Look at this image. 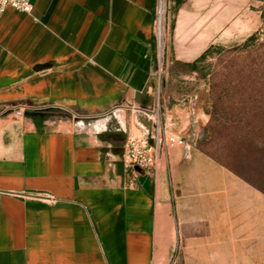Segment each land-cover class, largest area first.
<instances>
[{
	"label": "crops",
	"instance_id": "crops-1",
	"mask_svg": "<svg viewBox=\"0 0 264 264\" xmlns=\"http://www.w3.org/2000/svg\"><path fill=\"white\" fill-rule=\"evenodd\" d=\"M212 1H182L170 58L223 39ZM33 2L0 17V264H173L180 243L187 264H264V193L196 147L201 103L159 100L157 0ZM157 110L185 146L131 168Z\"/></svg>",
	"mask_w": 264,
	"mask_h": 264
},
{
	"label": "rangeland",
	"instance_id": "rangeland-1",
	"mask_svg": "<svg viewBox=\"0 0 264 264\" xmlns=\"http://www.w3.org/2000/svg\"><path fill=\"white\" fill-rule=\"evenodd\" d=\"M171 2L172 0L164 2V48L161 55L158 50L156 51L153 67L154 76L158 81L157 95L161 102L165 98L169 105L187 104L194 108L201 103L200 106L208 116L205 128L210 126V131L205 135L203 133L198 138V142H201L202 148L221 157L222 145L227 137H234L236 130L241 127H264V122L260 119H250L243 115V107L252 96L257 104L264 101V85L260 79H257V84L254 85L255 93L229 92V82L234 78V75L229 73L230 69L235 70L248 62H258L264 59V0H213L211 2L210 9L215 5L223 8L225 26L218 29L217 37L225 35L223 39L212 43L222 45L223 48L216 47L207 61L200 64L204 69L198 71L193 69L192 62L187 63L169 57L168 40L173 11L171 9L169 15L167 9ZM253 34H256V39L247 49L258 48V52L248 54L245 50L239 55L238 50L233 46L244 44L246 39ZM205 73H209L206 78L203 77ZM261 75L264 77V71ZM210 83L217 86L216 93L211 89ZM53 111L57 112L58 109H53ZM185 250V244L180 243L173 264H187L189 256H185ZM191 257L190 264H201V256H194L197 259L193 261Z\"/></svg>",
	"mask_w": 264,
	"mask_h": 264
},
{
	"label": "trees",
	"instance_id": "trees-1",
	"mask_svg": "<svg viewBox=\"0 0 264 264\" xmlns=\"http://www.w3.org/2000/svg\"><path fill=\"white\" fill-rule=\"evenodd\" d=\"M182 1L183 0H172L167 9L169 15L171 9L173 11V17L170 24L171 29L174 27L175 16L181 8ZM254 39H256V34H253L246 39L244 44L235 45L233 48L238 50L237 53L239 55L244 53L245 50L248 54L258 52V48L255 50L247 49ZM216 47L219 49L223 48L222 45H210L198 59L192 62L193 69L196 71L204 69L200 64L207 61L208 57L213 54V50ZM263 71L264 59L258 62H248L241 67H237L235 70L230 69L229 73L234 75V78L229 82V92L232 91V93L237 94L255 93L254 85L257 84V79H260L262 85H264V77L261 75ZM207 75H209V73L203 74V77L206 78ZM210 86L216 93L217 86L213 83H210ZM243 111V115L247 116V118H258L261 122H264V101L261 104H257L255 98L252 96L243 107ZM238 121L240 122L241 119ZM209 131L210 126H207L204 130V135L209 133ZM196 147L223 165L229 171L238 175L264 193V127H241V129L236 130L234 137H227L226 142L222 145L221 157L202 148L201 142L197 141Z\"/></svg>",
	"mask_w": 264,
	"mask_h": 264
},
{
	"label": "built area",
	"instance_id": "built-area-1",
	"mask_svg": "<svg viewBox=\"0 0 264 264\" xmlns=\"http://www.w3.org/2000/svg\"><path fill=\"white\" fill-rule=\"evenodd\" d=\"M160 5L161 0H158L157 17L154 21V34L159 55L164 48V23L162 32L160 30ZM7 7H12L18 11L25 13H32L34 9L33 0H0V17L2 12ZM153 122L151 132V142L145 138L129 137L126 143V164L131 167L153 168L156 166L160 146L164 142L168 147H182L185 146V141L172 131L178 122V117L175 113L163 114L161 110H157L150 114Z\"/></svg>",
	"mask_w": 264,
	"mask_h": 264
},
{
	"label": "bare ground",
	"instance_id": "bare-ground-1",
	"mask_svg": "<svg viewBox=\"0 0 264 264\" xmlns=\"http://www.w3.org/2000/svg\"><path fill=\"white\" fill-rule=\"evenodd\" d=\"M164 2L165 0H161V5H160V30L162 32V26H163V20H164Z\"/></svg>",
	"mask_w": 264,
	"mask_h": 264
}]
</instances>
